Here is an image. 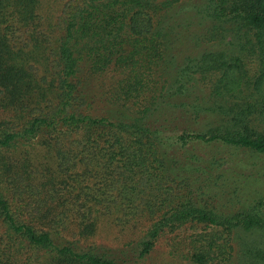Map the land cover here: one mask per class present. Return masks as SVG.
<instances>
[{"label":"trees","instance_id":"trees-1","mask_svg":"<svg viewBox=\"0 0 264 264\" xmlns=\"http://www.w3.org/2000/svg\"><path fill=\"white\" fill-rule=\"evenodd\" d=\"M186 226L182 264H264V0H0V264Z\"/></svg>","mask_w":264,"mask_h":264},{"label":"rangeland","instance_id":"rangeland-1","mask_svg":"<svg viewBox=\"0 0 264 264\" xmlns=\"http://www.w3.org/2000/svg\"><path fill=\"white\" fill-rule=\"evenodd\" d=\"M58 8V7H57ZM201 228H192L186 226L180 231L164 236L159 240L153 254L141 262V264H182L180 259L174 257L176 251L179 253L186 252L185 243L189 242V238L198 232ZM131 229H122L108 221L100 225L99 231L95 237L86 241L88 245H97L108 249L121 248L129 241L135 240L139 232Z\"/></svg>","mask_w":264,"mask_h":264}]
</instances>
